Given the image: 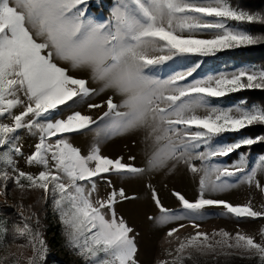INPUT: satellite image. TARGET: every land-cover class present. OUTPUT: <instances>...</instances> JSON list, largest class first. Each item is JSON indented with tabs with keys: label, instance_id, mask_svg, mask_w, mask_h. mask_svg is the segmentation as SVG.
<instances>
[{
	"label": "rangeland",
	"instance_id": "1",
	"mask_svg": "<svg viewBox=\"0 0 264 264\" xmlns=\"http://www.w3.org/2000/svg\"><path fill=\"white\" fill-rule=\"evenodd\" d=\"M252 12L0 0V264H264V156L231 138L264 111L223 98L264 68L213 63Z\"/></svg>",
	"mask_w": 264,
	"mask_h": 264
},
{
	"label": "trees",
	"instance_id": "2",
	"mask_svg": "<svg viewBox=\"0 0 264 264\" xmlns=\"http://www.w3.org/2000/svg\"><path fill=\"white\" fill-rule=\"evenodd\" d=\"M239 4L246 6V10L256 13L257 11L264 12V0H238ZM234 4V0H230ZM252 12V13H253ZM255 21L248 20L245 22V27L250 31H260L264 35V16L260 19L254 16ZM264 37V36H263ZM218 57L215 58L213 63L220 65L229 61L236 64H249L255 67L264 68V39H261L259 43L250 44L241 47H233L222 50L218 53ZM264 84V81H263ZM227 100H245L248 104H255L264 111V85L260 87H246L245 89L237 92L225 95L223 97ZM238 136H247L253 139L249 145L243 144L238 149L240 152H251L252 154H262L264 156V123L256 122L246 126L240 131L233 132L231 138ZM230 138V137H229ZM259 138V139H258ZM258 139L259 141H255ZM237 150V151H238ZM235 151L233 154L237 153ZM232 154V155H233ZM5 217V218H4ZM0 218L6 220V226H4L5 238L9 240L13 231V221L15 219L14 213L9 211L0 212ZM8 227V229H7ZM6 229V231H5ZM217 264H262L257 257L244 258V257H222L217 261Z\"/></svg>",
	"mask_w": 264,
	"mask_h": 264
}]
</instances>
